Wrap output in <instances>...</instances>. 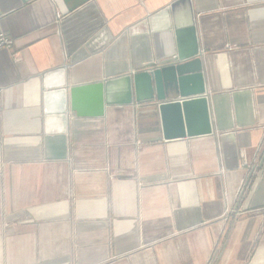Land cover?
Listing matches in <instances>:
<instances>
[{"label":"crops","instance_id":"obj_1","mask_svg":"<svg viewBox=\"0 0 264 264\" xmlns=\"http://www.w3.org/2000/svg\"><path fill=\"white\" fill-rule=\"evenodd\" d=\"M173 1L0 0V264H264V0H190L212 135L166 141L141 103L45 122V75L175 53L143 33Z\"/></svg>","mask_w":264,"mask_h":264},{"label":"water","instance_id":"obj_2","mask_svg":"<svg viewBox=\"0 0 264 264\" xmlns=\"http://www.w3.org/2000/svg\"><path fill=\"white\" fill-rule=\"evenodd\" d=\"M167 31L175 36V53L126 75L69 89L44 76L45 122H59L64 142L67 115L100 118L108 106L149 104L159 115L163 139L212 135L195 20L190 0H175L143 22V33ZM64 157L61 156V158Z\"/></svg>","mask_w":264,"mask_h":264},{"label":"built area","instance_id":"obj_3","mask_svg":"<svg viewBox=\"0 0 264 264\" xmlns=\"http://www.w3.org/2000/svg\"><path fill=\"white\" fill-rule=\"evenodd\" d=\"M11 47V41L4 36H0V49H9Z\"/></svg>","mask_w":264,"mask_h":264}]
</instances>
